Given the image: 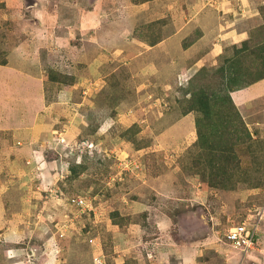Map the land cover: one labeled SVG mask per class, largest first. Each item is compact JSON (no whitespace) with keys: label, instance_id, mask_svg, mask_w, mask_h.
<instances>
[{"label":"rangeland","instance_id":"obj_1","mask_svg":"<svg viewBox=\"0 0 264 264\" xmlns=\"http://www.w3.org/2000/svg\"><path fill=\"white\" fill-rule=\"evenodd\" d=\"M260 75L264 0H0V264H264Z\"/></svg>","mask_w":264,"mask_h":264},{"label":"built area","instance_id":"obj_2","mask_svg":"<svg viewBox=\"0 0 264 264\" xmlns=\"http://www.w3.org/2000/svg\"><path fill=\"white\" fill-rule=\"evenodd\" d=\"M75 203L78 206H85L86 200L77 196ZM257 227L246 220H242L237 224L230 226L225 234L227 242L234 245L235 248H242L248 250L256 242Z\"/></svg>","mask_w":264,"mask_h":264},{"label":"crops","instance_id":"obj_3","mask_svg":"<svg viewBox=\"0 0 264 264\" xmlns=\"http://www.w3.org/2000/svg\"><path fill=\"white\" fill-rule=\"evenodd\" d=\"M213 51L215 55L220 54L222 52L221 45L218 44L213 48ZM261 96H264V78L230 92V98L236 106L243 105L249 100Z\"/></svg>","mask_w":264,"mask_h":264},{"label":"trees","instance_id":"obj_4","mask_svg":"<svg viewBox=\"0 0 264 264\" xmlns=\"http://www.w3.org/2000/svg\"><path fill=\"white\" fill-rule=\"evenodd\" d=\"M184 44H186V43H184ZM262 78H264V75H260L259 77H257L256 79H254L253 81H251V82H249L247 85H249V84H251V83H253V82H256V81H258V80H260V79H262ZM232 81H230L229 82V85L231 86L232 85V83L236 80V75L235 76H233V78L231 79ZM229 90L231 91V90H233V89H230L229 88ZM197 100L199 101L198 103H199V107L204 111V112H206V107H207V102H208V97L206 96V94L205 93H200L198 96H197Z\"/></svg>","mask_w":264,"mask_h":264}]
</instances>
